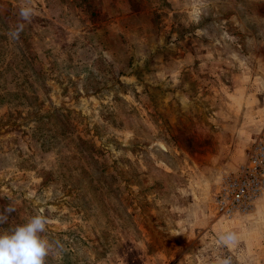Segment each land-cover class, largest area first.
<instances>
[{
	"label": "rangeland",
	"instance_id": "1",
	"mask_svg": "<svg viewBox=\"0 0 264 264\" xmlns=\"http://www.w3.org/2000/svg\"><path fill=\"white\" fill-rule=\"evenodd\" d=\"M263 107L264 0H0V232L42 211L46 264H264V194L214 204Z\"/></svg>",
	"mask_w": 264,
	"mask_h": 264
},
{
	"label": "built area",
	"instance_id": "2",
	"mask_svg": "<svg viewBox=\"0 0 264 264\" xmlns=\"http://www.w3.org/2000/svg\"><path fill=\"white\" fill-rule=\"evenodd\" d=\"M264 194V131L248 148L247 159L236 172L223 176L214 193L216 212L231 218Z\"/></svg>",
	"mask_w": 264,
	"mask_h": 264
},
{
	"label": "clouds",
	"instance_id": "3",
	"mask_svg": "<svg viewBox=\"0 0 264 264\" xmlns=\"http://www.w3.org/2000/svg\"><path fill=\"white\" fill-rule=\"evenodd\" d=\"M30 14V9L21 10L25 18ZM6 211L11 212L12 209ZM6 222L7 216L0 215V224ZM47 224V217L38 211L25 222L0 232V264H46V258L62 248L44 235Z\"/></svg>",
	"mask_w": 264,
	"mask_h": 264
},
{
	"label": "crops",
	"instance_id": "4",
	"mask_svg": "<svg viewBox=\"0 0 264 264\" xmlns=\"http://www.w3.org/2000/svg\"><path fill=\"white\" fill-rule=\"evenodd\" d=\"M238 109H241V108H236V109H234V110H238ZM242 109H243V106H242ZM242 109L240 110V111H242ZM244 110V109H243ZM263 111H264V107H263ZM247 112V113H246ZM243 113H246V114H249V115H251V116H249L250 118H248V119H250L249 120V122L250 123H252L253 125H254V127H253V129H250L249 130V132L250 133H254L255 132V130H258L261 126H260V124H262V122H261V119H259L257 116H254V114H252V113H250L249 112V109H246V111H243ZM257 115H258V113H257ZM263 121H264V115H263ZM264 123V122H263ZM244 128H246L245 127V123L244 122H242V126L241 127H239V128H233L232 130H236L237 132H238V130L237 129H239V131L241 130V129H244Z\"/></svg>",
	"mask_w": 264,
	"mask_h": 264
}]
</instances>
